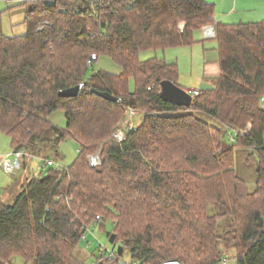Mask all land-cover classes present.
I'll return each instance as SVG.
<instances>
[{"label": "trees", "instance_id": "trees-1", "mask_svg": "<svg viewBox=\"0 0 264 264\" xmlns=\"http://www.w3.org/2000/svg\"><path fill=\"white\" fill-rule=\"evenodd\" d=\"M21 5L30 6L26 34L0 32V132L42 166L51 159L46 152L57 153L66 139L78 155L65 169L47 166L23 179L11 203L0 200V264L13 257L84 264L75 258L82 238L91 225L104 230L106 223L130 263L222 264V244L235 250V264H264V20L216 22L205 0ZM207 25L214 28L219 76L192 94L189 107L164 100L161 83L178 86L176 63L141 61L139 53L190 47ZM92 54L121 72H90ZM79 84L76 97L58 95ZM128 108L142 121L115 142L111 134ZM58 111L63 127L50 121ZM193 112L230 130L235 144L226 145L223 129ZM236 147L255 152L248 160L256 158L253 192L235 174ZM97 151L100 163L91 166L87 157ZM93 256L94 264H119L99 246Z\"/></svg>", "mask_w": 264, "mask_h": 264}, {"label": "rangeland", "instance_id": "rangeland-1", "mask_svg": "<svg viewBox=\"0 0 264 264\" xmlns=\"http://www.w3.org/2000/svg\"><path fill=\"white\" fill-rule=\"evenodd\" d=\"M24 1L25 0H0V32L3 35L8 37H19L26 34L27 24L24 22V18L25 12L30 8V6L21 5V3ZM53 1L54 0H44L45 3H52ZM205 1L214 5L215 20L221 21L225 24L231 25L238 23H255L264 20V0ZM182 26L183 24L181 23L180 27ZM207 28L211 29L213 26L207 25L203 27L200 32H196L194 34V38L197 43L190 47L182 46L166 49L164 51H143L139 53V60L145 61L155 58L157 60H163L167 63H176L178 69L176 83L181 89L190 93L191 95L195 93L194 90L201 91L212 87L214 81L203 80V78L206 75L207 62L211 61L212 58L217 56V43L211 39L213 38V35H211L208 39L204 37L205 30ZM212 30L214 31V28ZM88 66H90V72L91 70L95 72L104 70L110 73L119 70L121 71L120 67L107 57H99L97 60L92 62V64H88ZM196 93L198 94L199 92ZM263 102L264 99L261 101V107ZM126 112L127 111H125L124 118L121 120L118 129H125L127 127L128 121L125 118ZM193 113L198 119L206 122L207 124L214 127H220V125L207 114L198 112ZM136 114L137 113L135 111V115L128 119V124L133 126L132 128L136 127L142 121V118L136 117ZM50 121L58 127H63L65 125V120L61 111L54 113L51 116ZM222 129L225 132V144L234 145L235 142L231 131L224 128ZM110 138L114 141L113 133L111 134ZM4 147H7L6 149L10 150V140L7 136L0 132V148ZM97 153L99 154V151L94 154ZM250 154H255V152L251 149L238 147L235 148L234 171L235 174L244 181L247 191L253 192L256 189V158H253L254 160L251 159L248 161ZM77 155L78 146L71 139H66L61 142L58 146L57 153H53L51 150H49L45 154V156L50 157L54 162L53 167L59 169H65L69 167ZM25 162L27 163L26 167H22L20 170L13 171L11 173H6L0 168V200H2L3 203L9 204L12 202L13 196L23 184V179L26 177H31L28 176V174L35 175L40 171H42V174H44L47 171V166H42L41 161L36 157L31 158L28 156ZM213 210L214 208L211 206L210 212L213 213ZM224 228V223L220 222L218 226V232L221 233ZM108 232L113 233L111 231L110 223H106L104 230H100L97 225H91L86 232V235L82 238V241L79 244L75 254L77 261H82L84 264H94L93 254L96 252L97 246H99L100 250L104 251L105 253L106 250H113L114 245L109 244L106 237V233ZM226 247L225 245L221 244V250L223 252L222 264H235V250L231 246ZM120 259L124 263H130V257L126 252L121 256ZM9 264L26 263L22 257H13ZM28 264H33V262Z\"/></svg>", "mask_w": 264, "mask_h": 264}, {"label": "built area", "instance_id": "built-area-1", "mask_svg": "<svg viewBox=\"0 0 264 264\" xmlns=\"http://www.w3.org/2000/svg\"><path fill=\"white\" fill-rule=\"evenodd\" d=\"M97 1V0H96ZM213 28L209 29L207 28L205 30V35L204 37L206 39H208L211 35H213L212 37H214V31L212 30ZM95 60H97L96 58V55L92 54L90 56V59L88 61V64H92V62H94ZM197 93L195 92L193 95H196ZM262 108H264V102L262 104ZM134 110L132 108H129L126 112V120L128 121L129 123V118H131V116H134L135 115V111L133 112ZM127 123V127L125 129H118L114 132L113 134V138H114V141L116 142H121L125 137H126V134L132 129L133 126H131L130 124ZM25 156V153L22 152V151H18V150H13L11 149L10 152L8 154H6L3 158H2V161L0 163V167L3 169L4 172L6 173H11L13 171H16V170H19L21 168V162H22V159L23 157ZM43 163L47 166H53L54 165V162L52 161V159H44L42 160ZM88 162L91 166H95L97 165L98 163H100L99 161V154H94L92 156H89L88 157ZM98 219V217H97ZM108 258H113V259H117L119 260V264H127V263H124L117 255V252H116V247L113 248V250L111 251H108L106 250V253ZM129 264H135V263H129Z\"/></svg>", "mask_w": 264, "mask_h": 264}, {"label": "water", "instance_id": "water-1", "mask_svg": "<svg viewBox=\"0 0 264 264\" xmlns=\"http://www.w3.org/2000/svg\"><path fill=\"white\" fill-rule=\"evenodd\" d=\"M82 89V84H79L73 88L61 90L58 92V95L63 98H74L76 97ZM99 97L104 100L115 102L117 101L112 95L106 92L97 93ZM160 97L166 101L174 103L178 106L189 107L192 103L193 97L190 93L184 91L180 87L176 86L170 81H163L161 83V92ZM106 237L108 239L109 244L113 245L116 239V235L114 233L108 232L106 233ZM116 252L118 256H122L123 248L122 246H117ZM164 264H181L178 260H169Z\"/></svg>", "mask_w": 264, "mask_h": 264}, {"label": "crops", "instance_id": "crops-1", "mask_svg": "<svg viewBox=\"0 0 264 264\" xmlns=\"http://www.w3.org/2000/svg\"><path fill=\"white\" fill-rule=\"evenodd\" d=\"M214 20H215V16H214ZM216 22H218V20H215ZM217 53V52H216ZM218 58L217 56H215V58H212L211 61H208L207 62V69H206V75L205 77L203 78V80H208V81H214V79H216L219 75V66H218V62H217ZM104 71V70H102ZM107 72V71H106ZM121 71H114L112 74H119ZM110 73V72H109ZM213 84V83H212ZM194 92H200V90H194ZM62 112V111H61ZM63 113V112H62ZM63 117H64V113H63ZM51 118V117H50ZM57 126V125H56ZM7 147H4V148H0V163L2 161V158L8 154L10 152V150L12 149L11 148V145H10V150L6 149ZM28 158V157H26ZM26 158H23L22 159V162H21V168L22 167H26L27 163L25 162ZM1 168V167H0ZM20 168V169H21ZM2 169V168H1ZM19 169V170H20ZM28 176H33V174L29 175ZM29 178V177H27Z\"/></svg>", "mask_w": 264, "mask_h": 264}, {"label": "clouds", "instance_id": "clouds-1", "mask_svg": "<svg viewBox=\"0 0 264 264\" xmlns=\"http://www.w3.org/2000/svg\"><path fill=\"white\" fill-rule=\"evenodd\" d=\"M119 257H121V256H119Z\"/></svg>", "mask_w": 264, "mask_h": 264}]
</instances>
